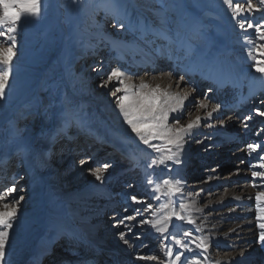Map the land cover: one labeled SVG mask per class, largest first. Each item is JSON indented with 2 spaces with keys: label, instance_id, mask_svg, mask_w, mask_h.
Masks as SVG:
<instances>
[{
  "label": "rangeland",
  "instance_id": "obj_1",
  "mask_svg": "<svg viewBox=\"0 0 264 264\" xmlns=\"http://www.w3.org/2000/svg\"><path fill=\"white\" fill-rule=\"evenodd\" d=\"M234 2L244 4L245 8L247 6V0H234ZM252 3L261 10L251 14L244 13V17H246L243 20L245 28H247L248 23H252L254 26L252 33L247 36L244 34L245 30L239 28L242 17L235 20L236 25H230L229 18L232 17V10L223 3V0H41L39 17H22L16 33V48L14 49L16 54L12 59V73L5 88V98L0 99V158L9 156L14 161L8 176L10 183L5 188H0V194L5 193L11 187H15L16 191L5 196L3 203H10L14 198L19 199L20 202L16 205L17 214L23 213V215L15 218L13 228L10 230L11 234L14 235L15 232L17 236L21 237V239L17 237L18 241L15 244L19 247L16 255L17 264H31L35 249L36 256H38L39 252H44L46 246L49 247V240L52 244L51 248L57 247V250L65 248L62 249L61 253L67 256V260L78 258L76 254L74 256L68 255L69 252L73 253L76 249L71 246H59L63 245L60 242L63 239L58 236L60 234L57 235V232H61L63 237L66 231H61L57 222H61L64 227L67 225L61 214L56 221L49 220L50 215L48 213V217L44 213L37 218L35 217L37 211L43 208V204L50 205L51 202L54 206H61V208L64 206L74 208L73 201L94 179V175L91 176L90 173L96 170H100L101 173L112 170L114 177L107 178L106 183L109 184L103 180L105 185H111L110 183L116 181L114 178L120 174H126L127 170H131L130 175L125 179L128 183L119 189L120 193H114L111 197L113 192L110 191L109 197L114 202V207H100L101 210H95L96 206L89 208V205L86 204V209L80 212L82 215L94 213L98 215L100 211L102 212L96 218L98 219L96 230L99 234L106 233L105 245L104 243L103 245L109 250L112 248L111 245L115 248L118 247L116 246L118 245L117 242L113 244L110 239V232H107L111 229L116 231V236H124L134 255L144 250V257H156V259H147L151 264H170L174 256L169 258L166 255L169 248L173 250L174 254H176L177 249L184 253V248L175 243L176 239L184 241L188 247L194 244L192 236L185 239L176 238L173 240L172 238L169 242L158 236H151L148 224L153 222L155 218L152 219L151 217L149 205L152 208L158 206L160 210V205L169 199L174 202L176 210H179L180 206L183 205L179 199V194L171 198L164 194L165 189L162 181L164 179L176 180L172 161L160 165L158 161L162 158V154L143 144L132 131L128 132L130 127L124 121L121 112V117L119 116L115 121L102 113L98 106L88 107L85 103L87 90L85 91L83 84L78 81V77L83 76L86 79L89 90L102 93V97L109 101V110L114 111L118 108L116 99L124 93L118 92L116 96L112 95V91L120 86L119 81L115 78L111 82H107V78L113 70L119 69L135 84L143 78L148 81L169 73L171 80L183 83L179 89V94L184 96L185 90H189L193 92V98L189 104L180 109V116L168 119L167 126L173 129L186 126L188 121L195 116L202 100H214L213 102H215L223 99L224 96H230L233 93L231 87L224 90L225 95L216 93L213 84L200 87V77L197 79L188 71H175V64L167 63L162 57L158 61L160 68L156 70L151 71L148 64L141 66L143 68H134L129 61L125 60L129 66L126 65L123 68L121 66L122 61H120L123 59H120L118 52L103 42L102 39L97 40L90 33L102 31L103 34L117 37L119 40L135 43L137 49L142 48L141 50L145 52L167 47L169 41H176L178 44H182L184 41V44L187 42L190 45L189 39L191 38L190 40H193L194 43L192 44L191 61L188 59L190 54L186 58L188 60L186 65H182L179 58L174 61L176 63L178 61L184 70L190 69L193 72L192 68L196 67L197 71L200 72L196 73L197 75L207 74L208 71L212 73V69L209 66L206 69L201 67L203 63L201 57L209 54L213 49L221 47L225 49L227 47L238 50L239 39L253 47L264 43L258 39L255 33V28L264 24V5L260 4V0H252ZM112 18L113 21H111ZM190 29H194L195 33L189 32ZM115 32H121V34L116 36ZM161 33L164 35V40L157 39V37H162ZM157 41L162 42L157 44ZM0 43L7 44L10 42L6 41L4 37H0ZM86 44L90 46L94 44L95 46L94 48H87L82 53L81 51L84 50ZM216 44L218 47H215ZM173 47L174 45H172ZM162 52L166 54L165 50ZM174 53L175 51L172 54L174 55ZM202 53L204 54L200 55ZM159 55L162 56V53ZM126 59L128 60V58ZM236 63H240V61L233 62V64ZM236 67L228 70L229 72L227 71L232 80H234V72L242 73L243 71L239 66ZM172 70L175 72H173L174 75L171 74ZM220 78L222 81L225 80L226 84H232L225 76ZM106 82V86H102ZM246 93L247 89H242L241 95L245 96ZM247 105H253V108L249 109L250 111H239L231 108L225 113L221 112V118H229L231 114V117H237L234 130L231 131L230 126L227 131L235 132L237 136L243 138L246 135L243 139L244 145L239 144L241 147L235 146L232 149H226L234 143L238 144V142L227 140L225 144L214 143V141H208L212 139L210 136L199 133L185 138L182 143L183 149L192 153L193 159L191 165H187L188 168L175 171L179 176L177 180L178 178L182 179L185 191L201 189L203 194H206L208 188L209 190L212 188L211 184L216 182L220 186L247 184L252 187V172L260 163L257 156H264V116L255 120H253L254 118L250 119V117L254 115V111L264 112V95L258 96L255 102L247 103ZM258 120L260 123L257 122ZM207 124L213 125L215 120ZM205 125L202 124L196 129L203 130ZM67 126L73 130L97 133L99 138L103 136V144L97 147L98 150L89 149L87 144L83 146L85 150L71 149L66 146L57 149L60 148L59 145L61 144L55 143L61 141V132ZM248 138L251 140L249 141ZM76 143L79 144L80 142H74L71 147L76 146L74 145ZM151 143L162 145L164 142L152 140ZM249 144L260 147L252 151L248 148ZM106 145H113L117 149L115 151L118 152L123 151V149L124 152L129 150L132 153L129 155L133 157V160L123 164L115 163V160L111 161L108 154L107 156L99 154V149H103ZM79 147H82V144ZM240 149H246V152L237 154V150ZM206 150L215 151L205 155L206 153L202 152H206ZM173 151L176 149L173 148ZM138 153L145 156L136 157ZM208 155H211L210 158ZM195 156L197 158H194ZM204 156L207 157L206 161L209 163L206 161L203 163L202 158ZM250 158L252 161L248 163ZM153 161L157 163L153 164ZM240 163L245 164L243 171L250 173L251 177L246 175L247 177L243 178L242 174L238 173ZM105 165H107L106 168ZM179 166L181 167V165ZM143 169L150 171L155 176L152 179L151 175L150 180H153L154 183L149 184L151 188L149 190L144 189L146 183L142 175ZM161 169L164 170V173ZM211 170L213 173H208ZM38 172L39 177L36 176ZM110 175L112 174L107 176ZM121 178L123 177L121 176L118 182L112 184L111 187L119 188ZM155 181L161 182V191L158 193H154V189L157 187ZM196 181L199 182L200 186L189 187ZM117 184L118 186H116ZM180 189L183 190V187ZM152 192L155 195L153 197H160L157 203L151 196ZM51 194H53V199L50 198ZM123 195L128 198L127 201H121ZM133 195L143 204L140 203L139 206L131 204L130 200ZM21 197L23 199H20ZM138 207H140L139 214L136 211ZM129 215L134 216L135 219L126 220L125 217ZM161 215L163 212L160 210ZM144 220L149 221V223H142ZM88 223L94 225L91 220ZM185 224L184 221L174 219L170 222L169 227L186 228ZM67 236L69 242H73V239L76 240L74 237H70V233ZM86 242L92 243L91 241ZM98 242L99 240L95 241L99 247L103 248ZM157 244H159L158 247ZM119 246L122 245L119 244ZM95 247L92 246V248ZM224 252L228 251L224 248L217 249V253L224 254ZM6 253L5 260L8 259L11 252L8 250ZM204 254L202 251L198 252L201 258H204ZM47 258L45 257L39 264H47L48 261L51 264H56L54 259L51 261L52 258L49 260ZM78 259L80 260V258ZM45 260H47L46 263ZM8 262L9 259L6 264Z\"/></svg>",
  "mask_w": 264,
  "mask_h": 264
},
{
  "label": "bare ground",
  "instance_id": "obj_2",
  "mask_svg": "<svg viewBox=\"0 0 264 264\" xmlns=\"http://www.w3.org/2000/svg\"><path fill=\"white\" fill-rule=\"evenodd\" d=\"M229 12V11H228ZM231 13V12H230ZM229 13V15H230ZM239 16L236 19H233L232 17L229 18V23L235 24V20H237ZM113 21V18L111 19ZM236 25V24H235ZM233 26V25H232ZM158 29V28H157ZM194 32V29H190L189 32ZM101 32V33H99ZM114 33V32H113ZM249 33H252V29H248L247 31H244V34L247 36ZM93 37H95L97 40H101L105 42L107 45L110 47L114 48L115 51H117L120 59L122 58V64L121 66H129L128 62L134 67V68H143L141 66L143 65H149V69L156 70L159 69V60L164 58V60L171 63L175 64V71L183 70V71H188L193 74L197 79H199V86L202 87L204 85L208 84H213L214 88L216 89V93H219L221 95H225V89L230 88L231 91L233 90V93L230 94V96H224L222 100L215 101L214 100H202L199 103V106L196 110L195 116L191 118L188 123L193 122L196 120L197 117L200 118L199 124L195 126L190 132L186 133L184 135V140L185 138L191 137L193 134H204L207 136H210L212 139L208 141H214L217 143H223L225 144L227 140H234V142H238L232 144L231 146H228L226 149H232L233 147H239L240 143L241 146L244 145L243 139L245 138L246 135H244V138L241 136H237L235 132H228L227 128L231 126V131L234 130V125L236 124L237 117H230L229 118H221V112L225 113L226 109H229L230 107L237 106L241 110L245 111H250L249 109L253 108L252 106H248L247 103H253L257 100L258 96L264 95V76H262L261 73H258L255 71L254 67V60L252 57L249 56V52L254 49L253 46L244 43L243 40L239 39L238 40V50L233 49V48H225L223 49L222 47L219 49H213L209 54H206L204 57H201L202 59V64L201 67L206 69L207 66L212 69V73L210 71L207 72V74L202 73L201 75H197L196 73H200L197 71L196 67H193L192 70L193 72L188 69L184 70L182 65H186L187 63V56L189 55V60L191 54V50H193V40L191 41L190 45L186 42L185 44L182 41V44H178L176 41H169L167 43V47H160L159 49L152 50L151 52H145L144 50L137 49L135 43H128L125 42V40L118 39L117 37H111L110 35L106 33H102V31H98V33H90ZM121 32H115V35L118 36L120 35ZM162 34V33H161ZM159 36V35H157ZM156 36V37H157ZM191 37V36H189ZM244 37V36H243ZM157 39H163L164 40V35L162 34V37H157ZM245 39V37H244ZM146 40V37H145ZM87 42V41H86ZM162 41H157V44H160ZM91 43V42H89ZM181 43V42H180ZM172 45L174 47L172 48ZM94 44H86L84 46V50L81 51L82 53L86 51L87 48H94ZM189 46V48H188ZM221 46V45H220ZM215 47H218L217 44ZM195 48H198V46ZM103 49V48H101ZM181 49H183L181 51ZM241 49V50H240ZM162 50L166 51V54H163ZM231 50V51H230ZM244 50V51H243ZM159 51V52H158ZM175 51L174 55L172 54ZM198 51V50H197ZM244 53H243V52ZM196 52V51H195ZM159 53H162V56L159 55ZM115 54V52H113ZM170 54V56H169ZM197 54V53H196ZM204 53L200 54L203 55ZM116 55V54H115ZM198 55V56H200ZM168 56V57H166ZM195 56V55H193ZM162 57V58H161ZM128 58V60L126 59ZM180 59L181 64H178V61H174L175 59ZM196 57L194 58V60ZM261 59H264L262 57ZM125 60V61H124ZM191 61V60H190ZM193 61V60H192ZM240 61V63L233 64V62ZM107 63V62H106ZM194 65V64H193ZM234 65V66H233ZM196 66V65H195ZM239 66L243 71L242 73H235L234 72V80L230 79L231 76L227 74V71L230 69H234V67ZM125 68V67H123ZM237 68V67H236ZM173 70L171 71V74H173ZM229 72V71H228ZM175 73V72H174ZM149 76V75H148ZM205 76V77H203ZM221 76H225L227 79L230 80L232 83L231 86L230 83L226 84L225 80L222 81L220 78ZM125 83L131 84L133 86L132 91H139L140 88L139 86L142 83L148 84L149 88H156L157 86L160 87L162 92H167L170 96L177 97L180 99H183L184 96L187 97L186 99H183V105H178L176 99H171L167 100V103L164 104L165 109H169L171 107H176L177 110L175 112L168 111V119L171 117H178L181 115L180 109L184 106L187 105L191 102L192 100V91L185 90V94L180 95L179 94V89L181 86H183V83L178 81L175 82L174 80H171L170 74H164L160 75L156 79H151L148 80L143 78L141 79L138 83H133L131 79L127 76H124ZM78 81L83 84L85 91L86 92V98H85V103L88 105V107L92 105H96L99 107L100 111L104 113L108 118H113L115 121L117 118L120 116V110L119 108L115 109L114 111H110V105L109 101L105 100L102 97V93H96L87 87L86 79H84L83 76L78 77ZM249 86V88H248ZM240 88V89H238ZM242 89L246 90L247 93L245 96L241 95ZM145 91H148L145 89ZM258 91V92H257ZM262 91L263 93H261ZM257 93V94H256ZM254 94L253 96H251ZM259 94V95H258ZM251 96V97H250ZM249 97V98H246ZM166 98L161 96V102L163 103ZM244 101V102H243ZM201 104H207V108H201ZM218 106L216 111H212V109L216 106ZM87 107V106H86ZM255 110V109H254ZM202 112V113H201ZM212 113L211 116L208 115V113ZM258 111H254V115H252L251 118H254L253 120L259 118H263V116L256 115ZM248 116V115H247ZM121 117V116H120ZM212 120H215V124L209 125L207 123H210ZM252 120V121H253ZM260 123V121H257ZM202 124H206L205 127H203V130H197L196 127L201 126ZM65 125V124H64ZM245 129V128H244ZM196 130V131H195ZM225 130V131H224ZM131 131V128L128 129V132ZM97 133L93 132H85V131H78V130H73L72 128L66 127L65 130H62L60 138L61 141H57L55 144L61 145L60 148L57 149H62V146H66L67 148H75L78 150H85L84 144L89 145V149L95 148L98 150V146L103 144V136L101 138L98 137ZM249 137V136H247ZM183 140V141H184ZM250 141L251 139L248 138ZM74 142H80L79 144H74L76 146L71 145ZM232 143V141H230ZM82 144V147H79V145ZM240 146V147H241ZM103 147V146H101ZM230 147V148H229ZM117 150L113 145H106L103 149H99V154L102 156H107L109 155L110 160L112 158H115L116 160H119L116 163H121L123 164L124 162H130L127 158H125L121 153L115 151ZM215 150H206L207 154L213 153ZM242 151V152H240ZM243 152H246V149H240L237 150V154H241ZM51 153V150H50ZM49 153V154H50ZM200 153V152H199ZM129 154H132L129 152ZM138 155V156H137ZM136 157H141L145 156L144 154L138 153ZM192 153L189 151L182 148L178 151L177 153V159L178 163L172 162L171 164L174 167V170L176 172L180 170H185L188 164L191 165V160L193 159ZM211 155H208V157ZM228 156V155H226ZM162 157V155H161ZM135 158V157H134ZM194 158H197L196 156ZM206 156L202 158L203 163H206L209 161H206ZM210 158V157H209ZM2 159L0 161V188H5L7 185L10 183L9 173L11 172V167L13 166L12 157L5 156L1 157ZM136 159V158H135ZM134 159V160H135ZM7 161V162H6ZM206 161V162H205ZM252 158L248 159V163H251ZM6 163V164H4ZM181 165V167L179 166ZM243 163H240L239 167V174H242L243 178H246L248 176L251 177V174L246 173L243 171L244 168ZM247 165V163H246ZM119 169V166H117ZM122 168V167H120ZM180 168V169H179ZM127 169V168H126ZM173 170V171H174ZM256 171H261L264 172L263 169H260L258 167H255ZM118 171V170H117ZM116 171V173H117ZM162 173H164V170L161 169ZM174 171V177L177 180V174ZM212 170L208 173H211ZM131 170H127L126 174H120L116 178V181L112 184H115L118 182L120 177L121 178V183H119L116 186L119 188L114 189L111 187V185H105L107 182V178L114 177L112 170L107 171L106 173H101L102 175V180H96L95 176L94 179L89 183V185L85 188V190L77 197L76 200L73 201L75 204L74 208L69 206H64L61 208V206H54L53 202H51L50 205L43 204V208H40L37 211L36 217L40 216V214L47 215V213L50 215L49 220H58V216L61 214L63 216V220L66 221L67 225L65 227L61 224V222H57L58 228L61 229V231H66L63 235L61 236V232H57V235L61 237L63 240L60 241L62 242L59 246H67V247H72L73 249H76L75 252L71 253L69 252L68 255H75L80 258V260L77 258L76 260H67V256L65 254H62V249L59 247V251L56 249L57 247H52L51 248V242L49 240V247L46 246L44 248V252L41 251L39 252L38 256H36V249L34 256L31 258V264H39L45 257H48L47 259L49 260L52 258L56 261V264H81V260L85 258H91V259H97L100 260L104 257L106 262L109 264H116V263H123V264H151L147 259L141 260L138 257L144 256L145 251L140 253H136L135 255L131 252L130 249H132L127 243H125V238L123 235L116 236V231L114 229H111L107 231L110 235V239L113 241V244H118L116 247L111 245L112 248L110 250L104 246L105 245V240H106V233L102 234L97 232V217H99L102 212L100 211L98 215L94 214H80V212H83L84 209H86V204L89 205V208L91 206H96L95 210H101L100 207L103 208H109V207H114L115 204L113 201L110 199V191L113 194L111 197L114 195V193H120L119 189L123 188L125 183H128L127 177L130 175ZM213 173V172H212ZM91 176L93 175V172L90 173ZM109 174H112L110 176H107ZM119 174V173H118ZM143 177L145 179L146 186H144V189H151L148 181L155 177L150 171H145L143 169ZM212 176V174H210ZM36 176L39 177V172L36 173ZM130 179V178H129ZM105 183H104V181ZM109 180V179H108ZM180 181L179 187H183V190H181V193L179 194V199L183 205L188 206V210L184 213L186 217H191L195 223L189 225L186 220H184L185 227L186 228H178V227H169V232L165 234L158 233L154 228L151 227V222L148 224L150 226V234L151 236H158L162 238V240H166V242L171 241L173 238H182L185 239L186 237L183 236V232L186 230L191 231L192 233V240L194 244L190 247H185L183 251V256L180 262L178 264H190L192 260H199L201 261V264H263L264 263V244L260 242L259 239V233L261 229L257 226L259 224V221L256 220V202H255V196L258 190H264V180H261L260 177H252L253 184L255 183L257 187H249L247 184H242V185H231V186H220L216 183L211 184V189L208 191L206 194H203V191L201 189H196L193 191H185L182 183V179L178 178ZM184 181V180H183ZM124 183V184H123ZM109 184V183H106ZM252 184V185H253ZM121 186V187H120ZM193 186H200L199 182H194L193 185H190L189 187ZM111 189V190H110ZM153 200L157 203V199H155V195H153V192L151 194ZM51 199H53V194L50 196ZM163 198V197H162ZM127 201L128 198L123 195L121 201ZM4 201V200H3ZM3 201L0 202V205L3 204ZM131 204H135L139 206V204L133 203L132 200ZM129 201V202H130ZM122 203V202H121ZM143 204V203H141ZM88 208V209H89ZM138 207L137 209H139ZM151 209V217L152 219H156L157 217L160 216V210L158 206H154ZM67 210V211H66ZM60 212V213H59ZM97 212V211H96ZM25 213V212H24ZM22 214H17V216H21ZM94 215V216H93ZM16 216V217H17ZM31 217V216H30ZM154 217V218H153ZM34 218V217H33ZM34 218V219H35ZM94 222V225H90L88 222L89 221ZM147 226V227H148ZM66 228V229H65ZM118 228V227H117ZM122 229V227H120ZM58 231V230H57ZM68 233H70V237H74L76 240L73 239V242L68 240ZM15 235V236H14ZM14 235L10 233L9 235V240L5 246V253L10 250V254L8 256L9 262L8 264H17V254L19 251V247L16 244L17 237L19 238L20 236H17V234L14 232ZM123 237V238H122ZM171 237V238H169ZM21 239V237L19 238ZM203 239L205 243L209 245V249L207 252L202 251L200 248L197 247L199 244L200 240ZM44 240V239H43ZM47 240V239H46ZM72 240V239H71ZM82 240L84 242L79 241ZM99 240V244L103 246V248L99 247L95 243V241ZM103 242H100L102 241ZM75 241V242H74ZM86 241H91L92 243L86 242ZM104 243V245H103ZM121 244L122 246H119ZM165 244V243H164ZM159 244H157L158 247ZM92 246H96L95 248H92ZM11 247V248H10ZM219 248H224L228 252H224V254L217 253V249ZM65 249V248H64ZM109 250V251H107ZM55 251H57L55 253ZM203 252L204 258L199 257L198 252ZM180 252H182L180 250ZM61 253V255H59ZM210 253H212V256H210ZM7 254V253H6ZM67 255V254H66ZM198 255V256H197ZM6 259L5 261L7 262ZM47 260H45V263ZM48 261L47 264H51ZM153 263V262H152Z\"/></svg>",
  "mask_w": 264,
  "mask_h": 264
},
{
  "label": "snow or ice",
  "instance_id": "obj_3",
  "mask_svg": "<svg viewBox=\"0 0 264 264\" xmlns=\"http://www.w3.org/2000/svg\"><path fill=\"white\" fill-rule=\"evenodd\" d=\"M223 3L227 5L229 9L232 10V18L236 19L238 16L243 19L239 22V28L247 31L252 29L254 26L252 23L247 24L245 28V23L243 22L246 17L244 13L249 14L260 11L256 5L252 3V0H247V6L245 8L244 4L239 2H234V0H223ZM260 4L264 5V0H260ZM41 14V0H0V37H4L6 41L10 43H0V99L5 98V88L8 84L9 77L12 73V59L15 56L14 49L16 48V33L19 24L23 18H37ZM264 24H261L255 28V33L259 40L264 41ZM249 56L254 60L255 71L261 73L264 76V43L254 47L252 51L249 52ZM125 74L119 69L113 70L107 78V82H111L113 78L119 81V87H116L112 91V95L116 96V93L123 92L124 95L119 96L116 99V105L119 108L121 114L124 117V121L131 128V131L136 134L139 140L153 148L156 152L162 154V158L158 161L160 165H165L166 162L172 161L178 163L177 153L182 148V143L184 140V135L190 132L195 126L199 124L200 118L197 117L195 121L188 123L186 126H181L179 128H169L167 126L168 121V111L175 112L176 107H171L165 109L164 104L167 100L176 99L178 105H183V99L170 96L167 92H162L160 87L149 88L148 84L142 83L139 91H132L133 86L131 84L125 83ZM107 82L102 85L106 86ZM147 89L148 91H145ZM161 96L166 99L161 102ZM201 108H207V104H201ZM218 107V106H217ZM217 107H214L212 111H216ZM211 112L208 113L211 116ZM256 115L264 116V112H257ZM152 140H162L164 143L162 145H153ZM259 145L249 144L248 148L255 151ZM173 148L176 151H173ZM260 163L256 166L260 169H264V156H257ZM157 163L156 161L152 162ZM105 168L107 165L104 166ZM96 180H102V175L100 170L93 172ZM252 177H260L264 180V172L254 170L252 172ZM149 184H153V180L148 181ZM157 187L154 189V193L161 191V182L155 181ZM180 181L173 179H164L162 181L163 188L165 189V195L169 198L176 196L181 193L179 187ZM253 187H257L254 183ZM16 188L11 187L3 194H0V201L5 199V196L10 195L15 192ZM157 200L160 199L159 196L155 197ZM20 199H23L22 197ZM133 203L140 204L141 201L137 199L135 195L131 197ZM19 199H13L12 202L3 203L0 205V264H6L5 261V246L9 240L10 230L13 228L15 218L17 216V207L19 204ZM256 202V220L259 221L257 225L261 229L259 233V239L262 244H264V190H258L255 196ZM151 208V206H148ZM160 210L163 215L157 217L153 222H151V227L154 228L158 233L162 235L169 232V224L174 219L177 221L186 220L189 225L194 224L195 221L191 217H186L184 213L188 210L187 205H181L179 210H176L174 202L169 199L162 205H160ZM166 210V211H165ZM139 214V209L136 210ZM126 220H134L135 217L129 215L125 217ZM142 223L148 224L149 221L144 220ZM183 236L190 238L192 236L191 231H184ZM123 238V237H122ZM125 243H128L125 240ZM175 243L180 245L182 248L187 247L184 241L176 239ZM202 251L207 252L209 245L205 243L203 239L200 240L197 245ZM166 255L171 259L170 264H178L181 261L183 253L177 249L176 254L173 250L169 248ZM141 260L145 259H156V257H138ZM190 264H201L199 260H192Z\"/></svg>",
  "mask_w": 264,
  "mask_h": 264
}]
</instances>
